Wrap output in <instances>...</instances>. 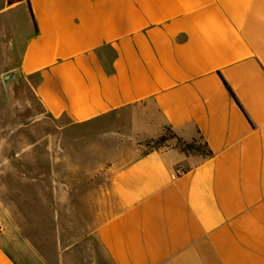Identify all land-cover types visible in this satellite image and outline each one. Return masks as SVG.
Listing matches in <instances>:
<instances>
[{
    "label": "crops",
    "instance_id": "1",
    "mask_svg": "<svg viewBox=\"0 0 264 264\" xmlns=\"http://www.w3.org/2000/svg\"><path fill=\"white\" fill-rule=\"evenodd\" d=\"M0 24L34 130L67 137L84 264H264V0H2ZM167 128L213 155L131 145Z\"/></svg>",
    "mask_w": 264,
    "mask_h": 264
},
{
    "label": "rangeland",
    "instance_id": "2",
    "mask_svg": "<svg viewBox=\"0 0 264 264\" xmlns=\"http://www.w3.org/2000/svg\"><path fill=\"white\" fill-rule=\"evenodd\" d=\"M25 19H20V23L27 32ZM17 36L20 38L19 33ZM5 42L0 24V96L7 97L3 76L14 71L20 54L15 46H6ZM9 108L11 112L0 108V228L10 241L9 249L19 264H84V233L77 225H69L67 195L57 194L59 189L67 191L68 180H57L53 175L58 164L51 157L68 155L67 137L51 140V132L46 129L35 131L38 124L29 120L28 103L23 109L12 111L10 104ZM103 132L93 131L92 149L88 142L76 150L88 157L91 150L100 153V148L108 153L106 149H111L112 141L97 139ZM151 141L133 138L131 145L139 146V153L146 154L177 144L176 140H169L156 149ZM197 141L198 146L203 145L200 138ZM74 254L77 257L71 263L69 259Z\"/></svg>",
    "mask_w": 264,
    "mask_h": 264
},
{
    "label": "water",
    "instance_id": "3",
    "mask_svg": "<svg viewBox=\"0 0 264 264\" xmlns=\"http://www.w3.org/2000/svg\"><path fill=\"white\" fill-rule=\"evenodd\" d=\"M3 82L12 111L23 109L27 106V96L20 72L18 70H14L5 74L3 76Z\"/></svg>",
    "mask_w": 264,
    "mask_h": 264
},
{
    "label": "trees",
    "instance_id": "4",
    "mask_svg": "<svg viewBox=\"0 0 264 264\" xmlns=\"http://www.w3.org/2000/svg\"><path fill=\"white\" fill-rule=\"evenodd\" d=\"M225 86L228 92L233 96V93L230 90V88L227 86V84H225ZM164 132H166L169 135V137H167V134H165ZM164 132L163 134H161L159 138L151 141V143L154 145L153 148L160 149L169 140H176L177 144L175 145V147L179 148L181 151L185 153H198V154H203L206 157H211L213 155L212 152L209 150L207 144L202 140V138H200V140L203 141V145L198 146L197 140H194L189 143L183 142L182 140L177 138V136L169 128L165 129Z\"/></svg>",
    "mask_w": 264,
    "mask_h": 264
}]
</instances>
